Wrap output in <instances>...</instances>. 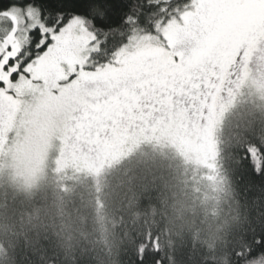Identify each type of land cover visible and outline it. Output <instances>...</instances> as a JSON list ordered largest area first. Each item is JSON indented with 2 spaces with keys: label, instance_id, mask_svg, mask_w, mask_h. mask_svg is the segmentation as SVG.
<instances>
[{
  "label": "snow or ice",
  "instance_id": "obj_1",
  "mask_svg": "<svg viewBox=\"0 0 264 264\" xmlns=\"http://www.w3.org/2000/svg\"><path fill=\"white\" fill-rule=\"evenodd\" d=\"M257 53L264 0H0V144L89 167L160 136L207 153ZM240 152L264 160L259 142ZM233 259L264 264V231Z\"/></svg>",
  "mask_w": 264,
  "mask_h": 264
},
{
  "label": "trees",
  "instance_id": "obj_2",
  "mask_svg": "<svg viewBox=\"0 0 264 264\" xmlns=\"http://www.w3.org/2000/svg\"><path fill=\"white\" fill-rule=\"evenodd\" d=\"M253 92L216 129L213 167L146 143L95 176L46 167L23 186L1 178L0 264H95L94 245L103 248L110 230L123 241L119 264H234L233 253L264 231V182L244 178L264 160L240 152L264 144V93ZM238 206L243 224L229 231Z\"/></svg>",
  "mask_w": 264,
  "mask_h": 264
},
{
  "label": "rangeland",
  "instance_id": "obj_3",
  "mask_svg": "<svg viewBox=\"0 0 264 264\" xmlns=\"http://www.w3.org/2000/svg\"><path fill=\"white\" fill-rule=\"evenodd\" d=\"M259 53L253 57L249 65V79L245 85L239 89L231 98L225 93L223 94V102L225 104L224 111L220 114L216 129L219 127L223 117L225 116L227 110L236 101L242 97L245 92L253 89V93H262L261 88H264V63H262L258 57ZM239 71V68H237ZM15 132L9 133L11 139L6 140L4 144H0V180L1 178L8 180L9 183L16 182L21 186L29 184L32 180L37 177L41 171L46 167H52L57 172L62 173L63 169L71 167V169L77 168V170H90L93 176L97 173L100 174L107 168L120 162L123 157H126L131 152L137 150L142 144L146 143H162L164 147H171L176 150L177 153L185 160L184 162L198 163L200 165L205 164L209 166V163L213 167V160L216 153L217 147V133L215 132L216 143L209 149L207 153H195L187 148H181L171 139L160 136L156 138L142 139L138 143L128 142L124 145L120 154L115 158H97L91 162V167H87L86 164H81L79 166L73 165L71 163L59 165L57 161L60 159V148L57 143H50L48 148L45 150L43 155L37 160L33 157L27 150L18 148L16 144L12 143V139H15ZM176 169L181 171V167L176 166ZM167 170L172 171V168ZM174 171V170H173ZM198 206L194 204V209ZM188 208V212L191 211ZM193 212V211H192Z\"/></svg>",
  "mask_w": 264,
  "mask_h": 264
},
{
  "label": "clouds",
  "instance_id": "obj_4",
  "mask_svg": "<svg viewBox=\"0 0 264 264\" xmlns=\"http://www.w3.org/2000/svg\"><path fill=\"white\" fill-rule=\"evenodd\" d=\"M244 215L245 214L238 206L233 219L230 222H227L226 229L230 231L231 229L241 227L243 224ZM56 242L61 249L68 252L69 254L75 250L74 247H70L62 239H57ZM122 244L123 241L121 240L119 234L110 230L107 234L103 248H100L98 245H94V247L97 248L95 252V264H119L118 254Z\"/></svg>",
  "mask_w": 264,
  "mask_h": 264
}]
</instances>
